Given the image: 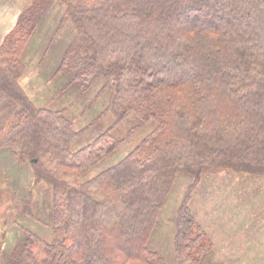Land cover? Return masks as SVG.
Returning a JSON list of instances; mask_svg holds the SVG:
<instances>
[{
  "label": "trees",
  "instance_id": "16d2710c",
  "mask_svg": "<svg viewBox=\"0 0 264 264\" xmlns=\"http://www.w3.org/2000/svg\"><path fill=\"white\" fill-rule=\"evenodd\" d=\"M57 3L64 16L42 57L55 50L63 19L73 33L47 82L61 74L62 86H76L78 94L95 86L96 101L107 94L102 109L78 128L65 108L36 105L20 81L40 12ZM45 6L25 9L0 44V150L27 163L33 175L29 189L7 194L18 231L9 249L0 241V264H166L148 242L180 173L191 182L171 217L173 264H207L211 243L190 206L194 187L214 170L264 175V0H46ZM183 13L190 18L177 22ZM179 64L182 75L172 69ZM107 113L110 124L74 148ZM129 117L134 124L115 136ZM147 126L121 158L89 175ZM0 179L6 180L1 166ZM41 182L51 192L49 241L18 220H41L32 191Z\"/></svg>",
  "mask_w": 264,
  "mask_h": 264
},
{
  "label": "rangeland",
  "instance_id": "374dc122",
  "mask_svg": "<svg viewBox=\"0 0 264 264\" xmlns=\"http://www.w3.org/2000/svg\"><path fill=\"white\" fill-rule=\"evenodd\" d=\"M17 2L20 10L14 25L25 9L35 8L41 3L45 6L46 0H17ZM63 9V5L57 3L54 8L46 7L41 10V23L34 31L24 54L26 68L20 81L36 105L65 108L66 115L78 128L102 109L107 94H103L96 101L94 93L97 86L84 94H78L80 91L76 86L73 88L62 86L63 75L61 74L47 82L50 70L56 66L65 43L73 33L70 22L63 19L56 32L58 38L55 42V50L51 53L50 49L44 58L42 57V50L46 46L48 37L51 36L50 33L64 16ZM190 16L188 15L189 18ZM220 16L224 21L225 17H222L221 13ZM186 17L187 15L183 13L178 19L176 18V21H186ZM206 20L207 18L201 19V21ZM177 22L174 21L175 24H178ZM195 22L200 21L197 19ZM172 66L178 75H182L183 66L180 64ZM133 119L129 117L124 120L113 130V134L115 136L124 134L134 124ZM111 120V115L107 113L95 121L76 141L74 148L90 141L107 127ZM149 127L138 130L126 144L120 146L112 155L91 169L89 175L121 158L126 153L125 151H128L147 132ZM0 166L4 170L6 179L4 181L0 179V241L8 248L17 238L18 231L14 223L15 219L9 215L11 202L8 200V195L12 190L20 193L29 189L33 175L27 163H20L14 157L11 159L8 149L0 150ZM190 182L191 177L186 173H180L177 176L148 242V247L160 252L166 264L174 262V223L171 217ZM32 191L34 194L33 213L37 219L41 218V220L36 222L20 217L18 220L41 235L43 240L49 241L54 236V232L47 227L46 220V217H50V187L47 183L41 182L33 187ZM5 194L6 201L2 199ZM190 206L206 233V241L211 243L207 264H264V175L237 173L229 169L209 171L194 187ZM40 248L41 245L34 247L36 251H40Z\"/></svg>",
  "mask_w": 264,
  "mask_h": 264
},
{
  "label": "crops",
  "instance_id": "0c3cea01",
  "mask_svg": "<svg viewBox=\"0 0 264 264\" xmlns=\"http://www.w3.org/2000/svg\"><path fill=\"white\" fill-rule=\"evenodd\" d=\"M17 0H0V43L4 35L12 28L19 14Z\"/></svg>",
  "mask_w": 264,
  "mask_h": 264
}]
</instances>
